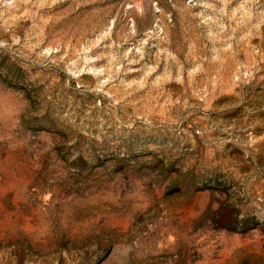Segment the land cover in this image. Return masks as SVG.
<instances>
[{
	"label": "rangeland",
	"instance_id": "obj_1",
	"mask_svg": "<svg viewBox=\"0 0 264 264\" xmlns=\"http://www.w3.org/2000/svg\"><path fill=\"white\" fill-rule=\"evenodd\" d=\"M0 264H264V0H0Z\"/></svg>",
	"mask_w": 264,
	"mask_h": 264
}]
</instances>
